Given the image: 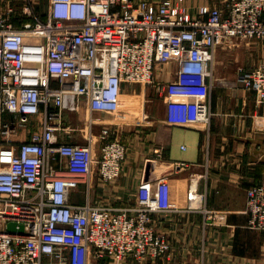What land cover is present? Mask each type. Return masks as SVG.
<instances>
[{"label":"built area","instance_id":"1","mask_svg":"<svg viewBox=\"0 0 264 264\" xmlns=\"http://www.w3.org/2000/svg\"><path fill=\"white\" fill-rule=\"evenodd\" d=\"M0 2V264L164 259L171 245L154 217L176 208L167 176L143 181L134 204L91 200L94 169L111 182L127 158L114 130L95 133L93 112H118L125 85H151L166 101L168 125H208L215 53L235 47L236 38L264 41V0H226L195 19L171 0ZM171 63L174 79H157L156 67ZM238 82L264 104V62L243 68ZM84 99L85 142L61 141L60 133L74 131L67 116L79 114ZM34 117L36 131L14 142ZM81 185L85 201L72 202ZM187 198L188 211L206 222L225 219L206 205L196 179ZM245 212L264 231V179L248 189Z\"/></svg>","mask_w":264,"mask_h":264},{"label":"crops","instance_id":"2","mask_svg":"<svg viewBox=\"0 0 264 264\" xmlns=\"http://www.w3.org/2000/svg\"><path fill=\"white\" fill-rule=\"evenodd\" d=\"M171 1L195 19L226 0ZM242 41L225 53L224 48L215 53V59L216 55L219 58L216 62L214 59L213 78L209 80L212 87L206 97L211 110L208 125H168L165 99L160 96L156 112L155 99H145L143 85L139 84L124 86L118 112H93L95 133L104 126L114 130L127 145V158L116 181H102L98 168L94 169L92 201L116 206L134 204L143 181L154 182L162 176L169 179L171 202L176 208L154 218L156 229L171 248L164 259L147 264H264V231L252 227L245 212L248 189L264 179V104L238 82L243 68L264 62V43ZM175 71L173 63L158 65L155 76L169 82ZM81 105L79 114L67 116L74 131L60 133L61 141L85 142L83 118L88 114V103L84 99ZM142 108L144 120L135 115ZM153 111L156 118L148 120ZM192 179L198 181L206 205L225 219L209 223L203 213L188 211ZM84 190L85 185H81L74 191L72 202H84Z\"/></svg>","mask_w":264,"mask_h":264},{"label":"rangeland","instance_id":"3","mask_svg":"<svg viewBox=\"0 0 264 264\" xmlns=\"http://www.w3.org/2000/svg\"><path fill=\"white\" fill-rule=\"evenodd\" d=\"M43 1H45V0H43ZM188 14V13H187ZM189 15V14H188ZM190 16V15H189ZM243 39H239V38H236V39H232L231 41H230V43L232 44V45H239L240 44V42L242 41ZM242 42H245V41H242ZM263 43H264V41H263ZM223 47H225V46H221L219 49H223ZM228 50H230L229 48H226L225 50L223 49L222 50V52L223 53H225V52H227ZM220 51V50H219ZM219 58V57H218ZM218 58H217V55H216V59H215V62L218 60ZM214 66V65H213ZM214 68V67H213ZM130 85V84H129ZM140 85V84H139ZM140 86H142V85H140ZM150 86L151 85H143V91L145 92L144 94H143V96H144V98L145 99H147V100H149V98H152V99H155V110H156V112H157V109H158V107H157V103H161V97L157 94V93H155L154 92V90H153V88H152V90H150ZM141 89H142V87H141ZM141 99H143V97L141 98ZM140 99V100H141ZM142 106L144 107V102L142 103ZM155 111H153V113H151V114H148V115H150V118L148 119V120H153V119H155L156 118V112L154 113ZM136 114V116L137 117H140L141 118V120H144L145 119V117H146V113H145V110L142 108L141 109V111H136L135 112ZM147 115V116H148ZM40 117H34V118H31L30 119V122L27 124V126L26 127H23L21 130H19V135L18 136H15L14 138H12V140L14 141V142H18V141H27L28 139H29V137H30V135H31V133H32V131H36V128H37V124L39 123V119ZM84 119V118H83ZM143 122H145V121H143ZM0 139L1 140H4V136H3V134H2V129H0ZM118 179V178H117ZM117 179H115V180H113V181H116Z\"/></svg>","mask_w":264,"mask_h":264},{"label":"water","instance_id":"4","mask_svg":"<svg viewBox=\"0 0 264 264\" xmlns=\"http://www.w3.org/2000/svg\"><path fill=\"white\" fill-rule=\"evenodd\" d=\"M8 230L10 232H16L17 231L16 224L15 223H10L8 225ZM23 231H24V226H21V228L19 229V232L23 233Z\"/></svg>","mask_w":264,"mask_h":264}]
</instances>
